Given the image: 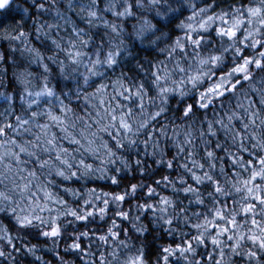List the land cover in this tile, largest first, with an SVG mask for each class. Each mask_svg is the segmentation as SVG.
Returning a JSON list of instances; mask_svg holds the SVG:
<instances>
[{"label":"clouds","instance_id":"obj_1","mask_svg":"<svg viewBox=\"0 0 264 264\" xmlns=\"http://www.w3.org/2000/svg\"><path fill=\"white\" fill-rule=\"evenodd\" d=\"M246 2L230 0L231 7H219L217 0H7L0 6V25H4L0 27V122L12 118L15 126L17 114L28 119L34 111L39 110L42 114L49 108L63 111L61 105H65L69 109L64 113L69 130L82 136L80 130L84 128L93 144L99 145L98 151H89L83 136L81 143L72 145L76 149L73 155L91 160L95 165L93 170L81 172L75 178L84 185L113 181V176L117 178L115 184L119 191H96L94 194V203L98 207L104 206L103 200L109 201L107 212H97L83 229L71 215L62 218L64 232L71 227L77 239L84 237L87 240L88 251L79 250L75 254L82 257L79 264H128L131 258L140 255H143V264H212L206 256L201 258L208 249L198 245L196 240H193L196 252L176 250L168 254L171 259L165 262L162 259L166 254L162 251L165 245L161 241L181 242L196 235L192 225L197 222L203 206L196 201L194 193H186L183 189L193 182L189 169L201 170L194 168L187 157L191 155L204 162L206 167L202 171L219 173V164L208 165L206 150L219 142H224V147L232 146L233 151L237 147L232 136L226 135L220 127V117L227 122L228 115L234 111L243 115L249 103L244 99L245 95L254 101L251 110L264 108L261 103L264 81L259 77L255 88L249 87L250 81L241 80L238 89L226 93L223 98L217 97L207 108L201 107L199 102L200 92L216 80L213 77L238 62L240 53L236 48L245 46L238 39L226 38L215 31L220 12L231 14L232 8L243 11L241 5ZM213 13L217 19L207 21L206 29L195 32L196 37H203L201 45H193L187 38L191 29L186 25H198L203 17ZM21 29L23 34L18 40L2 35L5 31L19 33ZM180 43L186 47L180 48ZM209 52H219L222 59L219 63L199 66L197 57ZM198 66L206 76L193 84L187 79L189 69ZM165 70H168L167 78L158 79L157 72L163 77ZM233 75L240 78L236 73ZM162 87L165 88L163 93ZM138 88L143 104L136 95ZM47 89H51V93ZM187 104L195 105L191 113L183 110ZM128 108H132L128 115L132 129L116 133L111 114L113 110L127 112ZM237 120L239 117L234 116L231 121L234 129L239 127ZM210 121L214 132L207 130ZM34 124L35 121L27 132L25 129L29 126H23L17 135L31 136L35 131ZM149 132L152 134L148 135ZM59 135L61 139L65 138L63 132ZM117 137L119 145L115 144ZM226 157L224 153L223 157L218 155L223 162ZM169 160L174 161L172 167L168 166ZM227 166L231 167L230 161ZM48 171H41L37 179L55 181L50 186L56 191L64 190L63 182L74 178L65 179L54 171L49 176ZM119 177L136 182L129 184ZM133 184L135 189L131 187ZM150 187L153 188L151 193L147 191ZM196 187L206 201L227 198L217 197L203 184L197 183ZM88 189L72 195L82 200L76 205L81 209L85 207L83 201L88 197ZM0 190L13 197L0 201V217L14 221L15 232L21 235L28 229L43 233L39 221L21 226L16 223L15 215L8 212L9 207L19 209L23 203L11 187V176L0 180ZM119 192L125 193V200L112 195ZM164 195L172 198L167 205L160 203ZM72 205L70 202L69 206ZM164 208L166 211L162 210ZM120 212L127 215L119 216ZM47 216L45 211L43 217L46 219ZM170 217L171 224L168 222ZM96 224L106 226L93 227ZM0 225H4L2 219ZM108 226H113L121 235L101 240L97 233ZM9 232L8 229L0 234V253H3L0 264H17L15 253L18 250L11 246L20 237L11 233L9 240ZM85 232L89 235L85 236ZM48 237L55 248L58 236ZM225 251L221 264L228 260L232 264H258L260 259L243 257L238 260L232 256L227 244ZM58 264L77 262L61 257ZM137 264L141 262L138 260Z\"/></svg>","mask_w":264,"mask_h":264},{"label":"snow or ice","instance_id":"obj_2","mask_svg":"<svg viewBox=\"0 0 264 264\" xmlns=\"http://www.w3.org/2000/svg\"><path fill=\"white\" fill-rule=\"evenodd\" d=\"M6 3L7 0H0V6H4ZM241 8L243 11L232 8L231 14L221 11L218 17L219 23L216 24L215 31L226 38L238 39L245 46L236 48L240 57L234 67H231L226 73L219 72V78L200 92L199 102L203 108H207L209 103L217 97L223 98L226 93L234 92L241 86V80L250 81L249 87L252 88L257 87L255 81L258 77L264 81V0H247L241 5ZM216 19V13H213L211 16L203 17L198 25H186L191 29L187 37L188 40L199 47L203 37H196L195 32L198 29H206V22ZM245 24L249 27H242ZM22 34L23 30L21 29L19 33L5 31L2 35L7 39L18 40ZM179 47L185 48L186 45L180 43ZM197 59L199 66H203L207 63H219L222 56L219 52H209L207 55L198 56ZM199 66L189 69L187 79L193 84L206 76L205 72L199 70ZM181 70L183 71L182 67ZM167 71L165 70L163 77L157 72V78L166 79ZM233 73L239 74L240 78L237 79ZM47 91L51 93L52 90L47 89ZM128 91L131 92V87L128 88ZM160 91L163 93L165 88L162 87ZM136 95L140 97V102L143 104V96L139 88ZM128 98L131 99L130 96ZM244 99L249 100V103L243 115L234 111L228 115L227 122L223 116L220 117V127L224 129L226 135L230 134L237 143L235 151L232 150V146L224 147V142L215 143L211 149L206 150V155L209 158L208 165L215 167L219 164L220 172H204L202 171L206 167L204 162L197 161L191 155L187 157L193 167H198L201 171L189 169L190 179L193 182L187 184L183 191L194 193L196 201L203 207L197 222L192 225V229L196 232L194 237L181 242L165 240V246L162 249L166 253L162 257L165 262L171 259L168 254H173L176 250L196 252L197 247L193 244V240H196L198 245L208 249L201 258L204 259L206 256L212 264H221L224 260L226 244L234 258L239 260L249 257L251 260V258L259 257L258 264H264V108L258 107L251 110L254 101L246 95ZM261 103H264V99ZM194 108V104H187L183 110L185 113H191ZM61 109L63 111H54L49 108L46 114L37 110L32 112L28 119H23L17 114L15 115V126L12 118H6L0 122V180H7L11 176V187L19 194V200L23 201L19 209L12 206L8 208V212L15 215L16 223L21 226L39 221L43 227L42 234L53 238L61 235L64 229L65 224L62 222V218L71 215L79 222H88L97 212H107L109 205V201L105 199L102 202L103 207L96 206L94 203L96 190L89 188L87 190L88 197L83 201L85 207L81 209L76 205L69 206L70 202L50 186L55 181L46 182L37 179L41 171L46 169L49 170L46 173L49 176L54 171L58 176L72 179L81 172L88 173L95 168L93 161L73 155L72 153L76 149L72 145L81 143L82 136L87 139L89 151H98L99 145L93 144L92 138L86 135L87 130L84 128L80 130L82 136L73 134L68 128V120L64 114L69 109L65 105H61ZM131 112L132 108H128L127 112L119 113L113 110L110 120L116 133L132 129V123L128 119ZM157 115L159 114L157 113ZM234 116L239 117V120L236 121L239 127L235 129L231 127ZM33 121H35V131L31 136L17 135L20 129L26 125L29 127L25 129V132L30 131ZM207 130L215 131L211 121L207 125ZM60 132L65 134L64 139L60 138ZM151 134L148 133V135ZM68 139L71 140V144L67 142ZM128 139L131 141L132 138L128 137ZM115 144H120L118 137ZM104 147L108 149L107 144ZM108 151L111 153V149ZM218 151L227 156L231 162L230 168L222 159H218ZM137 163L140 162L137 161ZM173 165L174 161L169 160L168 166L172 167ZM112 179L114 182L117 180L115 176ZM181 179L183 180L184 177ZM197 183L203 184L206 190L212 189L217 197L225 196L227 198L206 201L199 194L200 189L196 187ZM61 187L66 193H71L73 196L78 192V189L74 187L66 185H61ZM131 187L135 189L136 185L133 184ZM147 191L151 193L153 188L150 187ZM104 194L108 195V193ZM112 195H115L119 200H125L124 192L112 193ZM12 199V196L0 190V201ZM171 199L164 195L161 197L160 203L167 205ZM144 206L147 207V205ZM162 210L166 211V208ZM45 211L48 213L46 219L43 217ZM118 215L126 216L127 213L120 212ZM168 222L170 224L173 222L171 217ZM115 223L113 221V224ZM8 229V225H0V234L8 232ZM97 234L101 240L121 235L114 230L113 226H108L103 232L98 231ZM84 235L87 236L89 233L85 232ZM74 236L76 237V234ZM8 239H12L10 232ZM70 247L84 252L88 251L87 248H82L81 240L77 238L72 240ZM34 249L35 245H32L30 250ZM101 256L103 258V254ZM138 260L143 264V255L131 258L128 264H137ZM226 264H232L231 260H228Z\"/></svg>","mask_w":264,"mask_h":264},{"label":"trees","instance_id":"obj_3","mask_svg":"<svg viewBox=\"0 0 264 264\" xmlns=\"http://www.w3.org/2000/svg\"><path fill=\"white\" fill-rule=\"evenodd\" d=\"M210 2V0H208ZM246 2V0H245ZM217 4L219 7H225V6H232L230 3V0H217ZM4 25H0V27H3ZM247 54V53H245ZM234 67V64H230L222 71H228L229 68ZM219 73H217L218 77ZM239 76V74H237ZM217 77H213V79H217ZM71 144V142H69ZM221 157H223V152L218 153ZM228 158H224V162L226 165H228ZM230 168V166L228 167ZM159 177L157 176V179ZM118 179L124 180L126 183H135V179L128 180L127 177H119ZM63 185H66L67 187H74L78 189L81 193L84 192L85 188H94L96 191H103V192H114L119 191L116 187L115 182L108 181H97V182H91L87 185H84L83 182L79 181L78 178H73L70 182H63ZM58 192H60V195L64 196L65 200H68L69 202L73 203V205H77L82 203V200L79 196L73 197L71 193H66L64 190L57 189ZM127 203V198H126ZM0 219L3 220L4 225H8L10 233L14 235H18L20 238L15 240L13 245L11 247H14L15 249H18V252L15 253V256L17 258V264H58V261L61 257L64 258L65 261L68 260H76L77 264H79L80 259L82 257H79L75 255L79 250L78 249H72L70 247L72 240L76 238L72 233L73 229L70 227L68 232H64L62 230L61 235H59L57 239V244L55 248L52 246V239L49 237H46L42 234L40 230L37 229H28L23 232V234H19L15 232V228L13 227L14 221H12L10 218H3L0 217ZM80 228L83 229L87 222L80 221ZM106 225H100L96 224L93 225V227L101 228ZM81 246L82 248H87L88 243L86 238L81 237ZM162 243H165V241H161ZM171 242V241H167ZM35 245L34 250H30L31 246ZM59 253V255H57Z\"/></svg>","mask_w":264,"mask_h":264}]
</instances>
